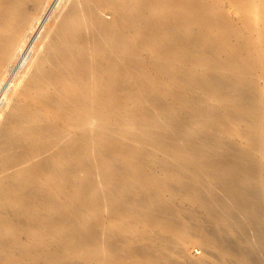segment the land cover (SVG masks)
<instances>
[{
	"label": "bare ground",
	"instance_id": "bare-ground-1",
	"mask_svg": "<svg viewBox=\"0 0 264 264\" xmlns=\"http://www.w3.org/2000/svg\"><path fill=\"white\" fill-rule=\"evenodd\" d=\"M228 1L0 0V264H264V0Z\"/></svg>",
	"mask_w": 264,
	"mask_h": 264
},
{
	"label": "rangeland",
	"instance_id": "rangeland-1",
	"mask_svg": "<svg viewBox=\"0 0 264 264\" xmlns=\"http://www.w3.org/2000/svg\"><path fill=\"white\" fill-rule=\"evenodd\" d=\"M219 3L221 5V7H222V10L225 11V12H229V14L232 16V19L234 21H236V23L238 25L241 26L240 15L238 14V11L235 10V8H233L231 6L229 1L228 0H219ZM110 15H111L110 11H106V16L109 17ZM16 27H17L16 25L11 26L10 27V31L14 32L16 30ZM257 77L261 81V83L264 84V75L260 71L257 72ZM1 99H2V97H0V103H1ZM202 251H203L202 247L201 246L199 247V245H197L196 243H190L187 246V255L190 256V257H193V258L199 257L201 255ZM131 264H144V263L139 261V262H133Z\"/></svg>",
	"mask_w": 264,
	"mask_h": 264
}]
</instances>
